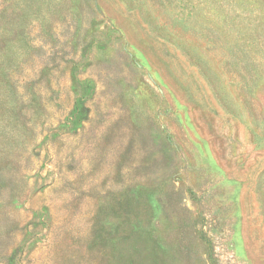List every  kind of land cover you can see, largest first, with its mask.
Wrapping results in <instances>:
<instances>
[{
  "label": "rangeland",
  "instance_id": "rangeland-1",
  "mask_svg": "<svg viewBox=\"0 0 264 264\" xmlns=\"http://www.w3.org/2000/svg\"><path fill=\"white\" fill-rule=\"evenodd\" d=\"M0 264H264V0H0Z\"/></svg>",
  "mask_w": 264,
  "mask_h": 264
}]
</instances>
